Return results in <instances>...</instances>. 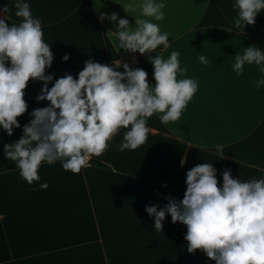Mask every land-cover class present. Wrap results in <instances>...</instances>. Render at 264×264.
Returning a JSON list of instances; mask_svg holds the SVG:
<instances>
[{
  "label": "crops",
  "instance_id": "0c3cea01",
  "mask_svg": "<svg viewBox=\"0 0 264 264\" xmlns=\"http://www.w3.org/2000/svg\"><path fill=\"white\" fill-rule=\"evenodd\" d=\"M26 2L41 19L43 39L50 44L53 60L45 75L53 78L79 73L87 60L114 68L119 60L115 70L123 72L124 63L142 68L154 84L149 56L167 58L178 50L180 65L187 77L198 81V90L178 121L163 123L160 113L147 118L149 131L264 171V85L256 86L262 74L255 64H245L242 75L232 67L244 47L256 45L264 51V10L254 24L237 26L235 0H166L164 19L153 22L169 34L170 47L159 45L140 54L118 50L115 37L107 34L117 30L120 18L135 27L138 7L126 13L118 4L122 0ZM13 4L0 0V9L8 5L6 18L19 23L22 18L15 15ZM112 13L117 22L107 18ZM62 46L71 49L67 61L62 60L64 51L58 52ZM199 54L210 63L202 64ZM35 82L40 80L27 84ZM22 135L21 127L11 136L0 129V264H215L202 250L188 252L185 225L166 214L160 232L145 211L146 205L159 210L168 198L179 202L180 189L91 165L74 174L59 160L42 163L39 181L29 185L15 161L4 155L5 145ZM217 144L224 146L222 154ZM45 181L48 188L41 189Z\"/></svg>",
  "mask_w": 264,
  "mask_h": 264
},
{
  "label": "clouds",
  "instance_id": "9594fccd",
  "mask_svg": "<svg viewBox=\"0 0 264 264\" xmlns=\"http://www.w3.org/2000/svg\"><path fill=\"white\" fill-rule=\"evenodd\" d=\"M126 13L135 12V27L129 21L112 13L107 18L117 22V30L109 31L113 45L119 50L152 53L159 45L170 47L167 32H161L153 21L164 19L166 0H122ZM15 15L19 23L8 26L5 13L0 12V129L7 135L20 127L17 117L25 113L23 99L27 82H44L37 101L46 100L48 106L37 108L29 115L32 119L23 126V135L15 143L4 147L7 160L15 161L20 176L31 185L39 181L38 169L46 162L61 161L65 171L76 174L90 166L93 156L99 157L110 148V141L121 130L123 139L118 150H137L146 144L149 128L147 118L160 113L163 123L178 121L189 101L198 90V81L187 77L186 68L180 65V52L171 51L167 58L149 56L153 65L154 84L142 68L131 69L123 64V72L107 64L87 60L77 78L70 74L55 80L49 89L52 75H45L51 66L53 54L50 44L43 39L42 22L34 17L26 0H14ZM239 26L252 25L258 13L264 10V0H235ZM105 14L101 13L103 20ZM232 65L237 75H242L245 64H255L262 74L256 81L264 85V51L256 45L243 48L235 54ZM66 53L63 61H67ZM202 64H209L206 55L199 54ZM6 62H8L6 64ZM222 154L224 146L217 144ZM223 157V155H221ZM103 162V161H101ZM217 170L210 163H202L186 172V191L177 202L168 203L157 210L155 205L145 206L154 217V227L161 232L165 215L172 222L186 226L189 253L202 250L215 264H264V176L247 181L234 179L230 170L222 173L218 187ZM47 189L48 183H40Z\"/></svg>",
  "mask_w": 264,
  "mask_h": 264
},
{
  "label": "trees",
  "instance_id": "16d2710c",
  "mask_svg": "<svg viewBox=\"0 0 264 264\" xmlns=\"http://www.w3.org/2000/svg\"><path fill=\"white\" fill-rule=\"evenodd\" d=\"M6 23L11 26L12 21L6 20ZM70 75L74 79L78 77V73ZM61 77L53 78L48 82V88L50 89L55 80ZM43 85V81L26 84V88L23 90V99L26 101L27 108L24 114L17 117L21 128L32 119L29 115L32 111L48 106V101L36 100ZM124 131L125 129H121L116 134L109 142L110 148L103 155L91 158V166L175 187L180 189L183 195L186 191V172L202 163H210L217 170L218 187L222 185V173L225 170H230L231 177L241 181L252 178L259 179L264 176L263 170L225 159L195 147H189L175 139L150 131L146 144L140 149L121 152L117 146L123 139Z\"/></svg>",
  "mask_w": 264,
  "mask_h": 264
},
{
  "label": "bare ground",
  "instance_id": "6f19581e",
  "mask_svg": "<svg viewBox=\"0 0 264 264\" xmlns=\"http://www.w3.org/2000/svg\"><path fill=\"white\" fill-rule=\"evenodd\" d=\"M60 46H61V45H60ZM58 47H59V44H58ZM64 47H65V46H64ZM66 48H68V47H66ZM66 48H65V49H66ZM65 49H64L63 46H62V47L59 48V50H58V49H57V50H58V52L60 53V52H63ZM53 50H54V51H57V50H55V49H53ZM70 50H71V49H70ZM70 50H69V51L66 50V51H64L63 53H64V54H66V52H67V53H68V52L70 53V52H71ZM59 53H58L57 57L61 54V53H60V54H59ZM59 57L61 58V56H59ZM62 57H63V56H62Z\"/></svg>",
  "mask_w": 264,
  "mask_h": 264
},
{
  "label": "built area",
  "instance_id": "2783aa9c",
  "mask_svg": "<svg viewBox=\"0 0 264 264\" xmlns=\"http://www.w3.org/2000/svg\"><path fill=\"white\" fill-rule=\"evenodd\" d=\"M134 62H135V58H131V59H130V63H131V64H134Z\"/></svg>",
  "mask_w": 264,
  "mask_h": 264
}]
</instances>
